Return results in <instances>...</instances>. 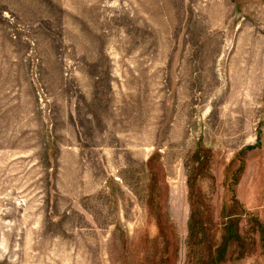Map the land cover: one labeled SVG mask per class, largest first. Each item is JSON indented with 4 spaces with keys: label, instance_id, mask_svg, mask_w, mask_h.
<instances>
[{
    "label": "rangeland",
    "instance_id": "obj_1",
    "mask_svg": "<svg viewBox=\"0 0 264 264\" xmlns=\"http://www.w3.org/2000/svg\"><path fill=\"white\" fill-rule=\"evenodd\" d=\"M203 1L0 0V264H264V54Z\"/></svg>",
    "mask_w": 264,
    "mask_h": 264
},
{
    "label": "crops",
    "instance_id": "obj_2",
    "mask_svg": "<svg viewBox=\"0 0 264 264\" xmlns=\"http://www.w3.org/2000/svg\"><path fill=\"white\" fill-rule=\"evenodd\" d=\"M231 3H234L235 5V10L238 13H242L241 15H243L242 17V23H245V20L248 21L249 24H251V26H249L246 32H244V30L241 33L242 29H245L244 26L242 25H238L237 26V34L234 36L235 40H238L241 38V43L240 45L243 47H246L248 49V51L251 53V64L254 65H258L259 61H260V57L261 55L264 54V32L262 30H259V34H257V29L255 30V27L253 26V20L248 17V13H246V8L249 5H252V3L250 2H245V3H241V0H230ZM227 5H229L228 0H208L207 3H205L203 1V3H201V5L196 7V16L197 19L200 20L199 23H196L194 25V28H197V31L201 32L202 34L197 36L196 38L198 40H205V34L204 33H210L212 32L213 29L216 28H221L222 25H226V23H229V10L227 9ZM233 15V12H232ZM196 20V19H195ZM224 27V26H223ZM219 33V32H218ZM241 34V37H239V35ZM180 33L178 34V43H177V53H176V49H175V55H174V62L180 63V41H181V37H180ZM262 35V36H261ZM212 35H208V37H211ZM229 37L228 32L225 33V31L221 33L220 38L223 39V37ZM261 36V37H260ZM239 41V40H238ZM245 41H247L245 43ZM209 52L208 50H204L202 49L201 54L202 55H207ZM217 57H220V51L217 50L216 52ZM176 57H178L179 59H176ZM191 52L188 54L187 56V60L184 59L182 64H188L190 65L191 63ZM249 59V60H250ZM247 60L246 62L250 63V61ZM252 66V69H254L256 72H258V68H254Z\"/></svg>",
    "mask_w": 264,
    "mask_h": 264
},
{
    "label": "trees",
    "instance_id": "obj_3",
    "mask_svg": "<svg viewBox=\"0 0 264 264\" xmlns=\"http://www.w3.org/2000/svg\"><path fill=\"white\" fill-rule=\"evenodd\" d=\"M262 240L264 244V222H262Z\"/></svg>",
    "mask_w": 264,
    "mask_h": 264
}]
</instances>
